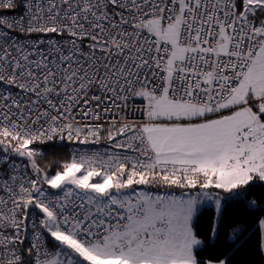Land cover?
<instances>
[{
  "label": "snow or ice",
  "instance_id": "6c2138e0",
  "mask_svg": "<svg viewBox=\"0 0 264 264\" xmlns=\"http://www.w3.org/2000/svg\"><path fill=\"white\" fill-rule=\"evenodd\" d=\"M257 188L264 0H0V264H264Z\"/></svg>",
  "mask_w": 264,
  "mask_h": 264
},
{
  "label": "trees",
  "instance_id": "16d2710c",
  "mask_svg": "<svg viewBox=\"0 0 264 264\" xmlns=\"http://www.w3.org/2000/svg\"><path fill=\"white\" fill-rule=\"evenodd\" d=\"M264 194V188H257L254 195H261ZM254 216L248 212V210L241 204V205H231L229 206L227 212H226V220L229 222H234V223H247L250 222ZM208 222H209V216L207 214L201 216L199 219L197 228L198 231L203 233L206 231L208 227ZM247 235V234H246ZM220 247L221 248H226V236L222 232L220 236ZM242 252L248 251V246H246L244 249L241 250Z\"/></svg>",
  "mask_w": 264,
  "mask_h": 264
}]
</instances>
